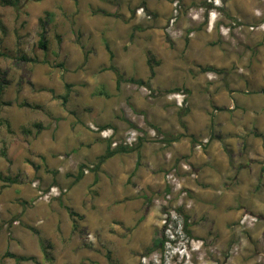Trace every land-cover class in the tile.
Segmentation results:
<instances>
[{"label": "rangeland", "instance_id": "1", "mask_svg": "<svg viewBox=\"0 0 264 264\" xmlns=\"http://www.w3.org/2000/svg\"><path fill=\"white\" fill-rule=\"evenodd\" d=\"M209 1L0 0V264H264L197 171L233 95L264 105V0ZM102 131L139 139L96 170Z\"/></svg>", "mask_w": 264, "mask_h": 264}, {"label": "crops", "instance_id": "2", "mask_svg": "<svg viewBox=\"0 0 264 264\" xmlns=\"http://www.w3.org/2000/svg\"><path fill=\"white\" fill-rule=\"evenodd\" d=\"M228 104L237 118L228 122L226 134L209 141L197 171L213 183L224 180L227 195L241 197L243 211L264 219V105L239 103L237 94Z\"/></svg>", "mask_w": 264, "mask_h": 264}, {"label": "trees", "instance_id": "3", "mask_svg": "<svg viewBox=\"0 0 264 264\" xmlns=\"http://www.w3.org/2000/svg\"><path fill=\"white\" fill-rule=\"evenodd\" d=\"M99 13L101 14H106L104 11H98ZM42 48H46V45L45 44H42L41 45ZM107 49L110 51L108 45L106 46ZM111 58H113V55L111 54ZM111 69L117 73V89H120V86H121V83H122V77L120 76V73L119 71L115 68V67H111ZM2 92V89L0 88V93ZM107 141L108 145H107V149H106V152L104 155L100 156L99 157V161L97 163V166H96V170L102 165L104 164L108 159L112 158L113 156L117 155V154H127V153H130L133 149L130 148V147H126V146H122V145H119L115 148L112 149V140L111 139H108V140H105ZM84 175V171L82 169L79 177H78V180L81 179ZM0 180L1 181H8L7 179L3 178L0 176ZM165 243V241H163L162 239H154V242L153 244L157 247V246H163Z\"/></svg>", "mask_w": 264, "mask_h": 264}, {"label": "built area", "instance_id": "4", "mask_svg": "<svg viewBox=\"0 0 264 264\" xmlns=\"http://www.w3.org/2000/svg\"><path fill=\"white\" fill-rule=\"evenodd\" d=\"M209 2L211 4H214L215 6H219L223 2V0H210ZM101 136L103 138H105V140L110 139V135H108L106 133V131H102ZM138 139H139V135L138 134H136L135 132L134 133H130V136L125 141H123L121 143V145L126 146V147H132L134 145V143L137 142ZM207 143H208V140H204L200 145L197 146V149L201 150L202 147L205 146ZM112 145L114 147L118 146V144L116 142H113ZM62 193H63V191L60 192V191L57 190V193H53V191H52V193L46 195L45 197L60 196ZM256 221H257L256 217H253V216L247 214V215H244L243 219L241 220V225L243 227L248 228V227L253 226Z\"/></svg>", "mask_w": 264, "mask_h": 264}]
</instances>
